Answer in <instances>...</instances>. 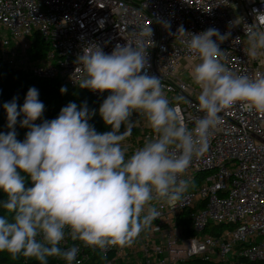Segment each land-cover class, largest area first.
<instances>
[{
	"label": "clouds",
	"instance_id": "obj_1",
	"mask_svg": "<svg viewBox=\"0 0 264 264\" xmlns=\"http://www.w3.org/2000/svg\"><path fill=\"white\" fill-rule=\"evenodd\" d=\"M177 32L189 37L186 48L200 59L190 75L200 89L198 110L204 115L191 129L180 106L191 101L183 95L170 100L160 78L141 74L153 35L148 26L133 31L134 38L117 43L110 54L89 45L78 56L79 86L110 93L99 113L111 131L98 133L89 125L95 110L90 112L86 102L79 107L70 102L57 118L35 124L45 111L35 87L28 89L22 106L16 97L3 104L10 131L0 133V189L7 194L0 207L11 219L0 216V252L39 264H48L49 257L79 264L78 246L59 247L65 239L101 251L131 246L160 215L153 201L174 205L182 200L190 184L183 176L194 157L208 149L212 130L223 123L220 113L234 106L264 112V75L236 74L220 60L224 52L217 41L230 33L216 28L187 33L182 25ZM247 35V55L255 58L264 49V30L250 26ZM60 91L66 93L67 87ZM134 112L146 118L154 135L128 156L123 142L136 126ZM21 116L20 126L30 129L22 142L15 131ZM21 173L33 186H25Z\"/></svg>",
	"mask_w": 264,
	"mask_h": 264
},
{
	"label": "built area",
	"instance_id": "obj_2",
	"mask_svg": "<svg viewBox=\"0 0 264 264\" xmlns=\"http://www.w3.org/2000/svg\"><path fill=\"white\" fill-rule=\"evenodd\" d=\"M254 9L264 13V0H0V63L77 86L78 56L86 47L98 45L110 54L117 43L133 39V31L148 26L153 35L141 74L160 78L170 100L183 95L191 101L180 105L191 129L204 115L198 110L200 89L190 75L200 59L188 51L184 41L189 37L177 29L230 33L217 41L224 52L221 62L236 74L264 75V49L255 58L247 55L250 26L264 30V15ZM37 37L48 49L32 57ZM102 93L105 99L110 94ZM220 115L223 123L212 130L208 149L194 157L183 176L190 184L182 200L174 205L153 201L160 215L131 246L101 251L65 239L59 247L78 246L79 264H180L195 258L264 264V112L234 106ZM131 119L136 126L123 142L128 156L154 135L143 115L134 112ZM54 264L67 262L54 257Z\"/></svg>",
	"mask_w": 264,
	"mask_h": 264
},
{
	"label": "trees",
	"instance_id": "obj_3",
	"mask_svg": "<svg viewBox=\"0 0 264 264\" xmlns=\"http://www.w3.org/2000/svg\"><path fill=\"white\" fill-rule=\"evenodd\" d=\"M48 49L47 43L40 37H37L33 42L31 50L32 57H40ZM66 86L67 92L61 93L60 89ZM30 87H35L39 90V99L45 105V111L43 116L35 121V124H41L44 120L51 121L57 118L63 107L67 106L70 102H74L79 107L84 102L90 110H95V114L88 120L89 125L93 126L98 133H104L111 131V126L106 125L99 113V108L105 100L104 93L94 95L90 89L81 88L77 86H67L58 78L42 79L26 73L21 70L10 68L0 63V133L6 134L10 131L7 127V113L3 107V104L10 102L13 97L17 98L18 106H22ZM19 110V107H18ZM23 119V116L18 117V123L15 126L16 138L18 141H24L26 133L30 130L27 127H21L19 120ZM123 126V125H122ZM122 128V127H121ZM25 179V186L31 187L32 182L30 177L21 173ZM7 199V194L0 189V202ZM0 216H8L11 219V214L0 207ZM0 264H39L35 258H25L19 256L16 260L11 258L8 252H0ZM48 264H54V257L48 258ZM180 264H225L214 263L204 261L201 259H191ZM234 264H238L234 262ZM241 264H253L248 261H241Z\"/></svg>",
	"mask_w": 264,
	"mask_h": 264
},
{
	"label": "rangeland",
	"instance_id": "obj_4",
	"mask_svg": "<svg viewBox=\"0 0 264 264\" xmlns=\"http://www.w3.org/2000/svg\"><path fill=\"white\" fill-rule=\"evenodd\" d=\"M196 64H198V63H196ZM196 64H195V65H196ZM193 85H194V84H193Z\"/></svg>",
	"mask_w": 264,
	"mask_h": 264
}]
</instances>
